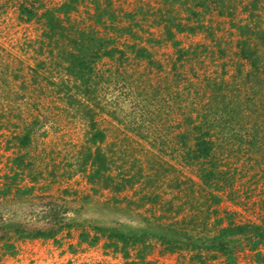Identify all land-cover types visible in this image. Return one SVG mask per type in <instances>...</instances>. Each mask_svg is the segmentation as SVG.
<instances>
[{
    "label": "rangeland",
    "instance_id": "1",
    "mask_svg": "<svg viewBox=\"0 0 264 264\" xmlns=\"http://www.w3.org/2000/svg\"><path fill=\"white\" fill-rule=\"evenodd\" d=\"M63 1L0 0V264L254 262L264 243L252 250L240 239L228 255L213 258L215 251L207 248L172 250L149 230L179 220V237L182 227L208 237L231 221L264 218V72L258 89L247 84L251 66L239 55L238 29L247 24L264 30V4L254 9V0H226L232 15H222L218 0H100V12L109 13L106 27L91 17L99 12L93 0H81L73 16L85 25H78H98L95 33L116 47L113 57L95 60L84 94L73 80L69 92L61 84L67 75L51 64L57 49L52 52L44 38L42 13ZM24 8L37 15L28 19ZM202 8L197 21L190 11ZM160 11L177 16L186 29L167 39ZM133 45L146 47L152 61L137 57ZM205 117L217 156L234 177L219 193L208 189L221 198L207 225L195 229L187 222L210 193L199 167L185 157L184 140L193 143L194 126ZM100 130L105 138L98 143L136 174L134 186L95 191L80 170L85 148H96L91 138ZM27 133L30 139L22 141ZM145 193L150 197L142 199ZM58 201H65L66 211L55 235L33 238L18 231L47 228L50 203ZM112 227L127 241L110 235ZM133 233H146V241L133 243Z\"/></svg>",
    "mask_w": 264,
    "mask_h": 264
},
{
    "label": "trees",
    "instance_id": "2",
    "mask_svg": "<svg viewBox=\"0 0 264 264\" xmlns=\"http://www.w3.org/2000/svg\"><path fill=\"white\" fill-rule=\"evenodd\" d=\"M80 1L81 0H64L60 6L56 8L53 7L45 9L42 13V17H44V25L46 26V29L44 30V38H46L49 45L52 46V52L57 49L55 52L56 55L54 54L55 60L52 61V63L50 61V63L53 66L58 65L67 75V80L62 78L61 84H65L68 89L67 92H69V88H71L69 81L73 80L76 82L74 85L83 87L81 92L85 94L86 91L90 92L88 89L92 79V73L94 70L93 64L95 60L102 55L113 57L116 47H111V43H113L112 38L98 36L95 33L97 27L95 28L92 26L96 24L87 25L90 29H86L85 27L81 28L79 26H83L85 24L80 23V21L74 18L73 15L80 12L78 5ZM225 1L226 0H218V6L220 8L219 13L222 15H232L230 10L227 11V9L232 7V4L228 5ZM93 3L96 7L94 9L99 11L91 14L93 21L98 23V25L101 23L102 25L104 24L108 27L109 25L107 24L105 15L109 13L106 10L100 12V0H93ZM252 3L253 8L257 9L260 8L259 3L264 4V0H254ZM202 5L205 7L207 6L205 1H203ZM206 10L209 12L208 9ZM204 11L205 9L203 10L202 8V10H198L196 12L191 10L190 12H192L197 21H201V18L206 12ZM22 12L27 15L28 19H32L37 15L35 10L28 8L22 9ZM159 14L161 15V22H164V32L166 33L167 39H173L177 32L182 31V29H186L181 20H178L177 16L166 18V15L163 14L162 11H160ZM110 17L112 20L117 19V17L114 18L112 15ZM173 27L176 28V30H174ZM188 28L190 30L195 29L192 26H188ZM238 29L240 30V35L243 37L239 40V55L242 59L247 60L251 66L249 72L247 73V80H249L247 84L252 82L254 84H252L253 88L258 89L261 85V74L264 72V30L254 29L247 24L238 26ZM124 30L126 31L127 28H124ZM131 48L136 52L135 55L137 57H147L150 60L152 59V56L146 47L133 45ZM43 63L45 64L47 61ZM77 81L80 85L77 84ZM67 96L73 97V94H67ZM258 114L260 115L261 113L259 112ZM262 114H264V112H262ZM204 120L205 122L198 123L194 126L195 136L193 143L189 144L188 141L184 140V149L186 150L185 157L188 159V163L196 164L199 167L200 178H202V184L205 185V188L207 190L215 188L219 193L220 190H224V187L226 188L227 186H230L232 181L231 179L234 177V172H231L230 167L225 169L222 166L223 162L217 156L215 150L216 141L211 137L210 130L205 127V125L208 124L207 118L205 117ZM258 127L259 126H255L254 133L259 132ZM183 135H185V133ZM254 135L256 136V134ZM104 138V131L100 130L95 133L91 140L95 145H97L96 148L93 150L91 145L87 146V148H85L86 153L80 159L79 168L86 173L88 183L95 191H99L101 189H112L116 192H120L126 187L134 186L137 181L136 174H131V169H124L125 167L123 163L118 165L115 156L109 155L102 149L99 143H102ZM20 139L26 142L30 139L29 133L20 137ZM254 142L255 140L252 142L253 145ZM16 161H18V159H16ZM114 165H116V167L119 166V169L117 168L119 170L117 174L113 173ZM230 176L232 178H230ZM16 178L17 175L15 177L13 176L14 183ZM221 182L222 184H220ZM225 183L227 185L224 186L223 184ZM30 188H32V186L28 189ZM28 189H24V191H28ZM208 193L210 194L205 196V200L202 204L198 205L199 212L191 214L190 221L187 222L188 225L194 224L192 227H195V229L198 228L200 224L202 226L207 225L210 212L213 210V205L220 201L221 197L216 195V193L212 191H209ZM145 197L146 193L142 196V199H145ZM148 197L150 196L147 194L146 198ZM50 204H52L51 212L53 219L49 220L50 225L47 228H38L32 232L31 230L28 231L24 228L18 227V231L20 232L22 230V233H28V235L36 238L55 235L57 231L61 230L64 227V224H62L61 221L63 219V213L66 211L65 201L51 202ZM171 209L172 208H169V211ZM204 213L206 215L201 217ZM220 222L221 220L218 221V223ZM179 223H181L179 220H171L170 223H161L158 226V229H160L159 231H155V229L154 231L153 229L148 230L153 234L156 233L160 239L165 241L167 247L172 250L181 248L199 250V248H207L209 251H215L212 255L213 258H217L219 254L224 256L228 255L233 247V243L235 241H240V239H245L252 250L258 249L259 245L264 243V218H262L261 222L234 223L231 221L226 226H220L219 231L214 234V236L208 237H203L201 234L197 235L192 232L190 233V230H188L189 227L188 229L182 227V237H179L180 230L178 231V229L174 227L175 225H180ZM109 229L111 231L110 235H120L119 238L127 241V238L125 237L126 235L124 236L123 233H120L121 231L117 228L112 227ZM145 234L133 233L130 235L133 236V239L130 238V240H132L133 243L140 241L145 242L147 239ZM195 256L199 259H202L203 257L199 251L195 254ZM254 260L255 261L251 264H255V262L256 264H264V252L257 251L254 254Z\"/></svg>",
    "mask_w": 264,
    "mask_h": 264
}]
</instances>
